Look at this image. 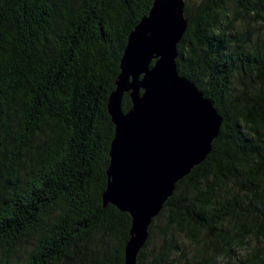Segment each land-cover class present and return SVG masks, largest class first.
I'll use <instances>...</instances> for the list:
<instances>
[{
	"label": "trees",
	"instance_id": "16d2710c",
	"mask_svg": "<svg viewBox=\"0 0 264 264\" xmlns=\"http://www.w3.org/2000/svg\"><path fill=\"white\" fill-rule=\"evenodd\" d=\"M152 1L0 0V264H124L131 217L101 198L114 135L107 98ZM184 4L177 71L222 122L135 264H264V43L250 27L264 26V0ZM180 238L197 251L186 261L175 257Z\"/></svg>",
	"mask_w": 264,
	"mask_h": 264
},
{
	"label": "water",
	"instance_id": "95a60500",
	"mask_svg": "<svg viewBox=\"0 0 264 264\" xmlns=\"http://www.w3.org/2000/svg\"><path fill=\"white\" fill-rule=\"evenodd\" d=\"M184 5L152 1L128 33L107 98L114 135L101 198L103 206L113 204L131 217L124 264L136 263L153 218L175 183L209 154L222 122L211 100L177 71V44L187 28Z\"/></svg>",
	"mask_w": 264,
	"mask_h": 264
},
{
	"label": "rangeland",
	"instance_id": "374dc122",
	"mask_svg": "<svg viewBox=\"0 0 264 264\" xmlns=\"http://www.w3.org/2000/svg\"><path fill=\"white\" fill-rule=\"evenodd\" d=\"M250 27L252 28V31L254 35H257L258 37V41L260 43H264V26L262 24V21H259V22H253L252 24H250ZM234 28L235 29H239V22L238 23H235L234 25ZM234 84H236V81H234ZM154 230L156 231V227L154 228ZM180 241L179 243V250L178 252L175 254V257L181 261H186L188 260L189 258H192L194 257L196 254H197V251L195 249V247H192L190 244L186 243L185 241H183L181 238L178 239ZM159 242H158V239L155 237L152 241V243L150 244L149 247H147L148 250L152 251L154 250L155 248H157ZM243 248H247V251L244 252L243 254L245 253H248L251 251L252 249V243L250 245H244L242 246L241 248H238V249H235L236 251V255L237 256H233V259H231V262L236 259L237 257L239 256H242L243 254H241V252L239 251V249H243ZM28 250V247L27 245H23L19 248V253H24L25 251ZM225 260V258L223 259ZM223 260H218L219 264H223L224 261ZM189 261H192V260H189Z\"/></svg>",
	"mask_w": 264,
	"mask_h": 264
},
{
	"label": "clouds",
	"instance_id": "9594fccd",
	"mask_svg": "<svg viewBox=\"0 0 264 264\" xmlns=\"http://www.w3.org/2000/svg\"><path fill=\"white\" fill-rule=\"evenodd\" d=\"M250 239H251V238H250ZM255 245H256V242H255V240L253 239V240H252V246L255 247ZM239 251L241 252V254H243L244 252L247 251V248L239 249ZM217 259H218V260H223L224 257H223V256H219V257H217Z\"/></svg>",
	"mask_w": 264,
	"mask_h": 264
}]
</instances>
